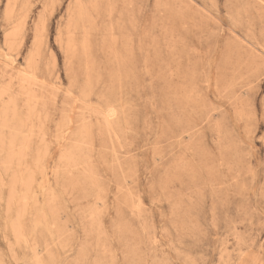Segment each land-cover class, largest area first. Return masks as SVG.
Segmentation results:
<instances>
[{"label":"rangeland","instance_id":"1","mask_svg":"<svg viewBox=\"0 0 264 264\" xmlns=\"http://www.w3.org/2000/svg\"><path fill=\"white\" fill-rule=\"evenodd\" d=\"M0 264H264V0H0Z\"/></svg>","mask_w":264,"mask_h":264}]
</instances>
